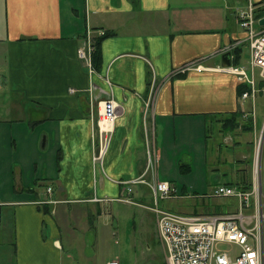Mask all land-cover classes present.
Returning <instances> with one entry per match:
<instances>
[{
	"label": "crops",
	"instance_id": "1",
	"mask_svg": "<svg viewBox=\"0 0 264 264\" xmlns=\"http://www.w3.org/2000/svg\"><path fill=\"white\" fill-rule=\"evenodd\" d=\"M261 1L0 0V248L9 249L4 264H69L72 255L65 251L85 241L78 238L79 231L87 237L99 227L94 219L111 213L114 201L143 204L157 229L149 204L136 199L141 195L137 187L131 196L139 203L88 200L94 193L120 196L123 187L116 180L143 172L147 142L165 144L168 159L187 145L196 146L185 162L193 163L194 154L197 160H206V122L213 119L221 126L219 134H224L217 143V165L228 161L220 152L228 142V148L239 150L238 156L252 158L250 147L248 155L241 150L243 134L254 130L246 136L252 147L257 134L252 119L264 80L255 72L259 91L253 100L243 98L248 85L221 67L227 51L231 64L249 65L237 12ZM257 11L262 13L259 19L264 17L262 6ZM93 42L96 48L90 51L89 64L79 49L87 50ZM110 98L120 109L100 165L93 159L97 116L100 102ZM250 105L255 110L252 117ZM249 126L253 128L244 129ZM177 142L182 147L168 155L167 146ZM243 162H238V173L245 169ZM212 170L219 179L209 185L212 195L221 184L246 189L251 185L238 174V178L230 174L229 181L222 179L227 171L219 166ZM160 177L176 190L165 208L200 216L239 209L237 197L220 196L225 199L219 202L228 206L207 213L191 210L202 207V198H207L206 190L197 189L200 183L191 186L203 194L201 204L194 200L191 207L175 209L172 203L181 199L179 194L189 197L188 186L179 193V183L162 173ZM99 234L98 229L95 236Z\"/></svg>",
	"mask_w": 264,
	"mask_h": 264
},
{
	"label": "built area",
	"instance_id": "2",
	"mask_svg": "<svg viewBox=\"0 0 264 264\" xmlns=\"http://www.w3.org/2000/svg\"><path fill=\"white\" fill-rule=\"evenodd\" d=\"M264 8V0L255 4L249 3L247 8L237 12L239 25L245 32L244 43L249 47V65L231 64L222 66L223 71L235 74L240 82L246 83L248 89L242 93L243 98L256 97L255 72L264 80V25L259 24L257 8ZM101 35L106 34L100 29ZM94 43V42H93ZM94 44L86 50L79 49V55L90 64ZM193 67V65H190ZM200 68V66H196ZM188 68V67H186ZM249 69L251 71H249ZM153 94L155 81L152 82ZM151 94V95H152ZM151 96L147 100V107ZM119 104L113 99L100 102L98 110V140L94 146L93 159L96 164H104L105 156L111 145L114 123L119 115ZM255 115L254 108L251 110ZM263 134L255 140L253 180L249 188H239L231 184H221L213 191L214 196H234L239 200V209L227 214L194 215L186 214L160 205L161 200L175 195V186L170 181L161 180L157 175L158 153L155 144L147 142V163L143 172L127 180H116L122 185V193L116 198L100 197L96 193L88 200H120L130 203L135 201L131 194L133 186L148 185L153 197L148 207L154 212L158 237L163 245L168 264H264V193L262 181L258 179L259 157L263 153ZM151 174L152 181L147 180ZM260 173V172H259ZM52 187H48L51 192ZM252 196H255L252 199ZM49 202H53L49 200ZM253 208V212L245 210ZM225 242L238 247L235 252L218 250L217 244ZM108 264H120L111 260Z\"/></svg>",
	"mask_w": 264,
	"mask_h": 264
},
{
	"label": "rangeland",
	"instance_id": "3",
	"mask_svg": "<svg viewBox=\"0 0 264 264\" xmlns=\"http://www.w3.org/2000/svg\"><path fill=\"white\" fill-rule=\"evenodd\" d=\"M243 61H246V58H243ZM247 63V62H245ZM264 92L260 91L256 97V117L255 121L253 118V122H255L256 126V138L262 135L264 136ZM249 110L254 107L251 105L248 106ZM251 117L253 116L252 111ZM228 121V120H226ZM259 121V123H257ZM228 122H226L227 124ZM206 138H205V151H206V160H197L196 154H194V161L189 163L185 162V159H190L191 154L194 153V149L196 150V146L187 145L184 150H180V155H175L173 158L168 159L166 156V148L165 144L154 145L152 147L157 148L158 153V163H157V175L160 177V173L168 177L170 180H174L180 185L181 190L185 189V185L188 186V191L190 192L189 197L183 194H179L181 199H178V202H173L172 207L175 209H181V206L191 207L194 200H197L199 204H201V197L203 194L195 193V188L191 186V183H196L198 185L200 183V187L197 188L199 191L206 190L207 198H202V207H191V210L198 211V209L203 210L205 213L211 211L218 210L222 206H228L229 203L219 202L220 200H224L225 197L213 196L211 194V189H209L210 184H214L218 182L217 172L212 170V166L221 167L222 171H227L226 175L221 174L220 177L222 179H227L229 181L230 174H234L237 177V174L243 180L247 182H251L253 180L254 172V152H252L251 157H242L239 155V150L232 148H228L227 144H223L221 148L222 156H225L228 161H219L218 165L214 158L218 156L219 153V145L218 142L222 141V135L219 134L221 126L219 122H213V119L206 122ZM214 128V129H213ZM225 128V127H224ZM226 131L228 128H225ZM229 131V130H228ZM228 131L226 133H228ZM254 130L246 131L243 134L244 144L241 150L250 155L251 151L255 149V140L252 144V147L246 144V136H252ZM226 136V135H225ZM229 140V139H228ZM178 143V144H177ZM174 143L173 145L167 146V154L172 155L176 151L182 147L180 145L181 142ZM233 141H230V144ZM147 150V146H146ZM238 157L242 158L238 160ZM148 158V153H147ZM147 158L145 160V165L147 163ZM242 166L245 168L243 172L238 173V169L240 167V163L242 162ZM190 168H189V166ZM144 165V167H145ZM217 165V166H216ZM246 166V167H245ZM259 172L258 179L263 183L264 186V143H263V153L260 154L259 157ZM248 169V171H247ZM225 177V178H224ZM147 180L152 181V176L149 173L147 175ZM238 178V177H237ZM149 181V182H150ZM252 183V182H251ZM137 187L139 190V194L136 199H139L141 203H146L152 205L153 197L151 195L150 189L146 184H137L133 186V188ZM142 187V188H141ZM148 188V189H145ZM145 189V190H144ZM177 189V188H176ZM142 190V192H141ZM210 193V194H209ZM264 193V188H263ZM255 196H252V199ZM208 202V203H205ZM264 201V197H263ZM162 206L169 207L170 199L161 200ZM115 207L112 209V214L107 213L102 215V217H98V219H94L95 225L99 227H95V230H91L87 234V237L82 234V231H79L78 238H85L84 242L77 241L75 242L77 247L73 250L69 249L65 251V253H71V259H68L69 264H97V260L100 264H107L110 259H120L123 264H154L153 261L157 260L158 262H163V264H167V259L165 256L163 245L160 243L157 235V229L155 225V221L153 219L152 213L147 207L143 204L132 205L126 204L124 202L114 201ZM230 206V205H229ZM253 208L249 210H245L246 213L253 212ZM203 213V214H205ZM156 220V219H155ZM100 230L99 236H95L97 230ZM97 237V238H96ZM216 248L218 250H227L228 252L237 251V246L234 244H229L225 242H220L217 244ZM8 251L9 249L4 250V248H0V264H4L8 261ZM154 251L156 253V259H154Z\"/></svg>",
	"mask_w": 264,
	"mask_h": 264
},
{
	"label": "trees",
	"instance_id": "4",
	"mask_svg": "<svg viewBox=\"0 0 264 264\" xmlns=\"http://www.w3.org/2000/svg\"><path fill=\"white\" fill-rule=\"evenodd\" d=\"M260 10V9H259ZM258 10V11H259ZM258 11H257V16L259 17L262 13L260 12V13H258ZM263 11V10H262ZM96 42H97V48H96V43H94V45H95V48H96V51H95V53H94V62L97 64V60H98V58H97V56H98V40H96ZM97 53V54H96ZM242 91H243V89H242ZM235 115V114H234ZM235 118H236V116H235ZM253 120V119H252ZM232 125L234 126V127H237L238 125H239V122H237L235 119L233 120V123H232ZM253 128V126H249V127H244V129H247V130H251Z\"/></svg>",
	"mask_w": 264,
	"mask_h": 264
},
{
	"label": "water",
	"instance_id": "5",
	"mask_svg": "<svg viewBox=\"0 0 264 264\" xmlns=\"http://www.w3.org/2000/svg\"><path fill=\"white\" fill-rule=\"evenodd\" d=\"M260 25H264V17L259 20ZM223 66H228L231 64V53L229 51L225 52L222 56Z\"/></svg>",
	"mask_w": 264,
	"mask_h": 264
}]
</instances>
